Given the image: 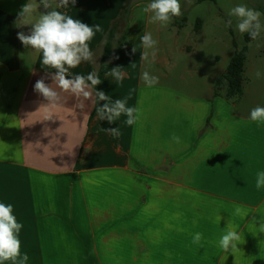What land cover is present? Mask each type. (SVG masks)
<instances>
[{"label": "crops", "instance_id": "0c3cea01", "mask_svg": "<svg viewBox=\"0 0 264 264\" xmlns=\"http://www.w3.org/2000/svg\"><path fill=\"white\" fill-rule=\"evenodd\" d=\"M28 2L0 0V202L23 225L25 264H264V186L256 188L264 123L250 119L264 107V52L253 63L246 57L238 98L214 87L225 71L217 65L201 84L177 88L158 68L166 59L157 43L146 48L141 40L150 33L157 42L158 23L143 12L148 0H76L66 8L52 0L56 10L101 26L89 42L93 59L69 78L99 71V90L138 109L133 125L124 114L109 124L97 115L93 89L90 98L59 89L42 54L17 38L47 11L18 20ZM125 5L101 64L105 36ZM117 66L119 82L108 75ZM145 71L157 82L149 86ZM41 78L58 102L34 91ZM115 127L118 137L102 130ZM229 223L240 239L225 251L219 241Z\"/></svg>", "mask_w": 264, "mask_h": 264}, {"label": "clouds", "instance_id": "9594fccd", "mask_svg": "<svg viewBox=\"0 0 264 264\" xmlns=\"http://www.w3.org/2000/svg\"><path fill=\"white\" fill-rule=\"evenodd\" d=\"M190 2V0H189ZM71 3L76 4V0H57V7H67ZM43 6L47 11L41 12L36 22L32 23L29 34L18 32L17 38L25 47H30L42 54L41 63L45 68L54 69L51 74L52 84L54 83L64 92H71L77 97L90 98L92 93L89 89H95V95L99 101L104 103L97 108V115L100 120H107L109 124L115 123L116 119L122 114L127 116L125 123L129 126L136 123L138 119V109L127 106V98H111L102 90H97V85L101 83L99 75L96 72H90L86 77L77 74L69 78V70L78 67L82 62L91 61L93 53L89 47V42L94 38L97 32H100L99 24L92 26L82 19H75L72 16L53 8L52 0H39V4H34L29 0L22 6L18 13V20L29 17L33 12ZM51 9V10H50ZM144 13H151L152 22H159L167 25L173 17L182 15L180 0H151L143 8ZM229 19L226 27H231L235 17L237 20L236 29L241 35L247 33L251 39H257L264 31V24L261 23V13L246 5H237L228 12ZM142 43L146 48H152L157 43L150 33L141 37ZM136 48L133 47V52ZM144 58V57H142ZM122 67L111 68L108 75L115 77L119 82L123 79ZM257 77L260 73H256ZM143 80L151 86L156 83L158 78L150 76L145 71ZM52 84L45 83L44 78L38 79L34 84V91L42 95L49 103H56L60 100L59 93L52 87ZM250 119L258 123H264V107L257 106L250 112ZM103 131L111 134L113 137L120 135L119 128H106ZM176 143L180 142L179 137L174 136ZM264 186V171L257 174L256 188ZM237 209V213H239ZM229 230L222 235L219 244L225 251L237 248V241L240 237L238 233L228 226ZM23 228L22 223L18 222L14 214L13 206L0 202V264L11 261L16 264H25L28 255L25 253L21 258V240L19 234ZM202 239L201 233H196L193 237V243H199Z\"/></svg>", "mask_w": 264, "mask_h": 264}, {"label": "rangeland", "instance_id": "374dc122", "mask_svg": "<svg viewBox=\"0 0 264 264\" xmlns=\"http://www.w3.org/2000/svg\"><path fill=\"white\" fill-rule=\"evenodd\" d=\"M180 4L182 15L173 17L167 25L157 22L156 36L158 55L166 59L163 63L159 57L158 68L177 88L182 84H201L212 65L225 70L234 46L237 50L246 46L248 63H253L264 52V31L257 39L244 44L243 38L247 33H239L235 17H232V26L226 27L228 12L237 5L259 11L264 24V0H214L199 4L195 0H180ZM197 21L200 22L199 29L196 28Z\"/></svg>", "mask_w": 264, "mask_h": 264}, {"label": "trees", "instance_id": "16d2710c", "mask_svg": "<svg viewBox=\"0 0 264 264\" xmlns=\"http://www.w3.org/2000/svg\"><path fill=\"white\" fill-rule=\"evenodd\" d=\"M205 1H214V0H195L196 4L205 2ZM126 8L127 6L125 5V8H123L119 14V17L117 20L113 21L111 23L110 29L105 36V39L103 41L102 45V54H101V60L100 63H104L105 60L110 56L112 47H113V41L115 38V33L118 27L119 22L124 18L126 14ZM200 27V22L197 21L196 23V28L199 29ZM253 39L250 38L248 34L244 35L243 38V43L247 44ZM246 60V46L243 45L239 50H237L234 46V50L230 53V58L228 65L225 69V71L219 75L214 82V87L215 88H224L225 90V95L224 97L227 99L231 98H238L241 96L242 91H243V68H244V63ZM99 75L100 78V73L99 71L96 72ZM97 90H99V85L96 86ZM94 93H95V89ZM95 100L98 105H102L104 101H99L95 95Z\"/></svg>", "mask_w": 264, "mask_h": 264}]
</instances>
